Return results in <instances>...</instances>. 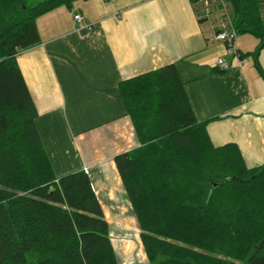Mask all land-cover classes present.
<instances>
[{
	"label": "trees",
	"instance_id": "16d2710c",
	"mask_svg": "<svg viewBox=\"0 0 264 264\" xmlns=\"http://www.w3.org/2000/svg\"><path fill=\"white\" fill-rule=\"evenodd\" d=\"M0 0V264H119L84 171L56 177L16 58L35 20L78 0ZM238 35L264 50L262 0H227ZM137 146L114 156L148 264H264V162L215 147L173 64L118 84Z\"/></svg>",
	"mask_w": 264,
	"mask_h": 264
},
{
	"label": "crops",
	"instance_id": "0c3cea01",
	"mask_svg": "<svg viewBox=\"0 0 264 264\" xmlns=\"http://www.w3.org/2000/svg\"><path fill=\"white\" fill-rule=\"evenodd\" d=\"M210 9L197 0H78L38 17L40 43L16 58L55 176L88 171L110 237L136 222L113 161L137 146L121 81L173 64L212 145H236L248 168L264 162V79L251 57L237 56L257 40L226 51L213 39L222 19ZM219 57L228 71L215 67Z\"/></svg>",
	"mask_w": 264,
	"mask_h": 264
},
{
	"label": "rangeland",
	"instance_id": "374dc122",
	"mask_svg": "<svg viewBox=\"0 0 264 264\" xmlns=\"http://www.w3.org/2000/svg\"><path fill=\"white\" fill-rule=\"evenodd\" d=\"M37 1L39 0H34V2H37ZM34 2L31 1V3H34ZM249 38L255 40L254 37L249 34H240L238 35L236 39L237 41L236 43H238L240 39L249 40ZM253 45H252L253 50H251V52L254 51ZM248 47H249V44H248ZM246 53H249V52H246ZM258 61L264 69V50L260 51V54L258 56ZM85 174L88 176V171ZM122 191H123V195H126L123 188H121V192ZM132 222L134 224L132 226L133 230H129L125 234H122V235L113 234L110 237V239H112V244L116 252L118 263L119 264H148L144 251H143L142 244L138 236L139 234L138 226L136 222H134L133 220Z\"/></svg>",
	"mask_w": 264,
	"mask_h": 264
},
{
	"label": "built area",
	"instance_id": "2783aa9c",
	"mask_svg": "<svg viewBox=\"0 0 264 264\" xmlns=\"http://www.w3.org/2000/svg\"><path fill=\"white\" fill-rule=\"evenodd\" d=\"M105 2H108L109 0H104ZM202 7L204 8V12L206 15H208L211 12V6H214L221 19H222V25L218 31H216L213 34V39L221 42L225 45L226 51H234L235 46V40L237 38V34L233 28L232 20H231V9L227 2V0H197ZM74 20L77 22L82 21V17L80 14H76L74 16ZM87 30V37L91 34V27L89 25H86ZM237 56H239L237 54ZM215 67L220 72H225L230 69V65L224 61L223 58L219 57L215 61ZM85 173H87V170H84Z\"/></svg>",
	"mask_w": 264,
	"mask_h": 264
}]
</instances>
